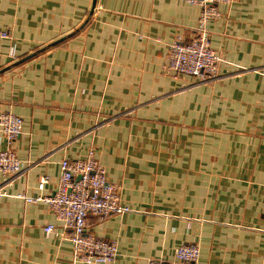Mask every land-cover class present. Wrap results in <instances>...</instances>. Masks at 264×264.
Instances as JSON below:
<instances>
[{
    "label": "crops",
    "instance_id": "crops-1",
    "mask_svg": "<svg viewBox=\"0 0 264 264\" xmlns=\"http://www.w3.org/2000/svg\"><path fill=\"white\" fill-rule=\"evenodd\" d=\"M217 9L205 28L219 77L197 81L165 67L169 44L195 35L198 5L0 0V112L23 121L10 144L21 171L0 173V264H86L48 206L20 195H39L42 175L53 192L60 161L90 150L132 210L88 215L118 249L97 264H264V0ZM182 244L198 245L196 262L174 258Z\"/></svg>",
    "mask_w": 264,
    "mask_h": 264
},
{
    "label": "built area",
    "instance_id": "built-area-1",
    "mask_svg": "<svg viewBox=\"0 0 264 264\" xmlns=\"http://www.w3.org/2000/svg\"><path fill=\"white\" fill-rule=\"evenodd\" d=\"M189 5L201 7L195 35L188 41L180 37L167 48V71L194 77L197 81H213L219 77L221 56L209 45L205 28L208 19L219 14L217 4H229L233 0H184ZM9 37V31L0 29V39ZM22 118L10 111L0 112V135L7 146L0 148V173L11 177L17 175L22 162L10 147L12 140L20 134ZM60 174L53 192L42 193L49 182L47 175L39 177L35 197L20 195L26 201H41L51 210L66 230L65 238L70 242L73 257L86 264L110 263L116 259L118 249L114 240L99 238L87 229V217L93 215L103 219L132 211L123 205L119 187L110 182L104 167L90 150L85 158L60 161ZM4 191L0 188V200ZM49 233L53 224L44 226ZM200 250L196 244H182L174 249L178 261L196 262ZM146 264H172L164 258L150 259Z\"/></svg>",
    "mask_w": 264,
    "mask_h": 264
},
{
    "label": "water",
    "instance_id": "water-1",
    "mask_svg": "<svg viewBox=\"0 0 264 264\" xmlns=\"http://www.w3.org/2000/svg\"><path fill=\"white\" fill-rule=\"evenodd\" d=\"M64 38H65V37H63V38H61V39H58L57 41H55V42L49 44L47 47H50V46H53V45L57 44L58 42L62 41ZM47 47H45V48H47ZM26 58H27V57L21 59L20 61H24ZM14 65H16V63L13 64V66H14ZM8 68H10V67H6V68L1 69V70H0V73L4 72V71L7 70Z\"/></svg>",
    "mask_w": 264,
    "mask_h": 264
}]
</instances>
